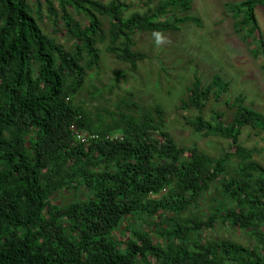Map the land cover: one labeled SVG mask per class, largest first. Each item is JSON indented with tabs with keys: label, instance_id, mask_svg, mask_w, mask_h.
Returning <instances> with one entry per match:
<instances>
[{
	"label": "trees",
	"instance_id": "16d2710c",
	"mask_svg": "<svg viewBox=\"0 0 264 264\" xmlns=\"http://www.w3.org/2000/svg\"><path fill=\"white\" fill-rule=\"evenodd\" d=\"M137 1L0 0V264H264V166L239 140L244 128L264 133V112L238 94L226 102L230 120L203 116L229 81L194 77L176 108L234 149L216 156L177 144L163 107L144 108L133 92L95 113L74 103L103 52L134 73L147 58L136 34L200 26L191 0ZM43 6L67 47L43 32ZM258 7L264 0L224 4L254 58L264 47ZM72 127L96 138L81 144ZM215 226L252 244L204 238Z\"/></svg>",
	"mask_w": 264,
	"mask_h": 264
},
{
	"label": "rangeland",
	"instance_id": "374dc122",
	"mask_svg": "<svg viewBox=\"0 0 264 264\" xmlns=\"http://www.w3.org/2000/svg\"><path fill=\"white\" fill-rule=\"evenodd\" d=\"M28 1L33 3V0ZM125 1L133 4L134 8L138 7L137 0ZM226 2L227 0H191L192 7L188 14L196 18L200 26L188 23L176 34H136L135 49L147 58L138 63L134 73L128 71L125 64L103 52L99 72L88 73L84 87L75 97L74 103L95 113L97 109H113L117 98L123 97L128 91L133 92L144 108H151L155 104L163 107L166 130L180 146L194 145L211 156L220 152H234L225 140L202 137L187 124L193 113L176 109L194 77L205 84L214 73H218L229 81L230 89L220 101H208L203 110L204 118L210 119L211 112L217 111L225 113V120H230L231 109L226 102L238 94L244 95L246 105L264 112V47L263 54L256 58L252 56L250 40L249 43H244L233 32V20L226 15L224 8ZM41 14L43 21L40 26L43 32L67 47V38L60 25L54 29L45 6ZM73 15L76 20L82 18ZM255 15L264 39V8H256ZM100 47L104 51V45ZM115 71H122L123 75L119 76ZM97 88H100L99 93L103 92L102 99L95 95ZM239 140L243 147L255 150L253 159L264 166V133L244 128ZM204 235L207 239L226 238L245 246L252 244L237 229L227 230L225 227L215 226L212 231L206 230Z\"/></svg>",
	"mask_w": 264,
	"mask_h": 264
},
{
	"label": "built area",
	"instance_id": "2783aa9c",
	"mask_svg": "<svg viewBox=\"0 0 264 264\" xmlns=\"http://www.w3.org/2000/svg\"><path fill=\"white\" fill-rule=\"evenodd\" d=\"M71 129L74 131L75 137L80 143H86L96 138L95 136H89L86 133L78 132L74 127H72Z\"/></svg>",
	"mask_w": 264,
	"mask_h": 264
},
{
	"label": "clouds",
	"instance_id": "9594fccd",
	"mask_svg": "<svg viewBox=\"0 0 264 264\" xmlns=\"http://www.w3.org/2000/svg\"><path fill=\"white\" fill-rule=\"evenodd\" d=\"M76 129V128H75ZM77 130V129H76ZM78 131V130H77ZM78 132H80V131H78ZM83 133H85L84 131H82ZM77 140V139H76ZM80 143V142H79ZM81 144H85V145H88V144H90V141L89 142H86V143H81Z\"/></svg>",
	"mask_w": 264,
	"mask_h": 264
}]
</instances>
